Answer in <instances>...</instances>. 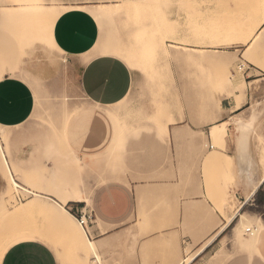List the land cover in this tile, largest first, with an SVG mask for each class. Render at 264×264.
<instances>
[{
    "label": "rangeland",
    "instance_id": "1",
    "mask_svg": "<svg viewBox=\"0 0 264 264\" xmlns=\"http://www.w3.org/2000/svg\"><path fill=\"white\" fill-rule=\"evenodd\" d=\"M74 1L93 2L92 6L84 9L92 14L99 26L94 50L125 57L126 65L132 71L131 89L127 99L104 113L112 120L114 128L107 150L95 158L79 160L63 141L66 121L83 105L76 82L68 79L65 73L53 82H45L26 72L29 62L39 58L40 53L49 61L65 66V57L55 53V45L49 44L55 19L46 20L35 16L36 13L31 16L25 8L31 4L54 6L62 0H0V70L3 74L22 76L26 81H32L31 87L33 84L36 86L35 90L32 87L35 108L29 122L16 131L4 132L0 128V143L8 164L2 162L0 155V223L4 222L3 210L19 208L32 198L29 193L9 184V170L21 187L53 196L59 202L68 201L67 187L71 185H80L83 194L89 195L94 186L117 176L124 179L125 175L132 181L155 182L154 186L146 187L147 190L142 187L136 189V211L130 221L117 229L102 230V233H110L100 242L104 246L101 252L104 264H159L164 259H168L170 264H178L179 258L194 256L196 253L192 252V247L182 245L177 233L165 231L178 226L179 200L191 199L196 193L202 198L199 204L206 207L204 215L218 214L226 221L242 205L241 213L252 221L256 233L260 232L257 220L264 222V193L253 201L246 197L242 203L234 198L235 185L227 174L226 153L221 146H215L212 139L211 143L208 142V131L219 117L221 98L235 95L238 104H242L249 89L261 88L258 72L248 70V75L255 79L244 78L237 67L235 52L250 21L256 14H264L262 0ZM171 21L180 28L185 23L207 21V33L176 44L164 36L169 56L166 60L160 58L159 61L147 62L149 57L145 50H139L138 44L143 38H152L156 30L160 31L163 22ZM226 30L234 33L227 37ZM235 33L238 36H234ZM216 34L220 35L216 38L219 44L215 48L206 47L204 43ZM214 59L222 64H215ZM261 59H264V42L254 39L249 60ZM252 103L253 110L261 106L264 112V96ZM239 122L243 121H236V125ZM261 123L259 121L254 131L258 155L264 167V126L260 127ZM226 129L227 125L224 132ZM18 134L22 135V141L18 142L15 136L10 142V135ZM212 144L214 149L209 147ZM23 146L25 150H21ZM213 150V156L207 157V152ZM195 154L198 155L197 163ZM26 156L29 159L25 163L12 160ZM164 167L168 168L169 174L164 172ZM190 167V173H182L184 168L189 170ZM138 173L142 176H133ZM170 181L176 185H169ZM194 184L199 191L192 190ZM179 185H184L186 190H178ZM59 214L66 222L75 225L86 243L76 220L64 212ZM25 223L34 227L39 225L45 232L55 235L64 245L62 252L68 264H79L70 248V239L56 222L35 214L29 216ZM250 226L246 224L245 228ZM6 227L5 230L0 227V240L5 236ZM232 228L229 227L226 233H230ZM244 231L240 230L242 235L238 233L244 238L238 242L234 230L232 243L236 255L237 252H248L251 264L257 247L249 248L251 236ZM226 240H223V246ZM218 258L219 255L216 256Z\"/></svg>",
    "mask_w": 264,
    "mask_h": 264
},
{
    "label": "crops",
    "instance_id": "2",
    "mask_svg": "<svg viewBox=\"0 0 264 264\" xmlns=\"http://www.w3.org/2000/svg\"><path fill=\"white\" fill-rule=\"evenodd\" d=\"M68 4L73 7H66ZM92 4L93 2L91 1L74 0H62L61 3L56 4L58 7L67 8V10L55 20L51 32V38L55 40L54 45L56 49H54V52L65 57V66H60L56 62L49 61L40 53V57L30 61L26 69V72L31 77L44 80L45 82H53L59 77H62L63 73L66 74L68 79L70 78L76 82L79 94L83 100V105L76 109L66 121L63 128V141L79 160L89 159L91 157L95 158L107 150L114 135V128L112 120L107 118L104 113L117 106L125 99L123 97L117 99L119 96L118 92L112 94L92 92L89 94L83 90L82 81L84 73L87 71L88 64L95 62L97 59L116 58V56L101 54L94 50L99 38V26L92 14L84 9L85 7L92 6ZM74 7L76 8L74 9ZM117 62L119 63L120 61L117 60ZM124 71L127 74V89L130 90L132 86V71L126 64L124 65ZM0 75H3V70H0ZM128 94L129 91L126 90L125 96L127 97ZM263 96L264 88H260L249 89L246 92L245 101L242 104H238L235 95H231L230 98H221L219 117L212 123H227L226 132L219 137L221 150L232 157L234 165L240 170V158L237 150V136L240 128L239 126L236 128V121H243L245 124L250 123L249 125H251L253 130H255V126L259 124L260 121L262 122L260 127H263L264 112L261 106L255 110L252 109V101L259 100ZM34 108V91L31 85L27 83L22 76L8 74L7 79H0V128H2L4 132L16 131L25 126L31 119ZM169 132L170 130L168 129V133ZM255 135V132L251 135L250 150L258 166H256V171L251 170L248 172L247 178L250 179L249 184L243 182L245 185L240 183L238 186L234 187V198L240 203L245 202L246 197L247 200L250 197L249 201L256 200L261 196L262 192L264 193V179L261 177L264 167L258 159L259 155ZM15 136L18 138V142L22 141V135L18 134V136L14 135V137L10 135V142ZM208 142L211 143L210 138H208ZM21 150H25V146H23ZM28 159L29 158L26 156L18 159L13 158L12 160L25 163ZM7 160L9 161L8 157ZM194 160L197 163V154H195ZM165 171L169 174L167 167H164V172ZM190 171L191 167L189 170L184 168L182 173L186 175L190 173ZM133 176L139 177L142 176V174H133ZM163 182L165 183V181ZM153 183L143 180H128L127 176L124 175V179L117 176L109 178L94 186L89 192V196H92L94 201L91 211L94 215L92 223L95 225V231L89 228L88 235L96 239L99 238L95 241L101 242L102 239L100 237L104 234L102 230L117 229L125 225L134 216L136 211V189L142 187L147 190L148 188L146 187L154 186ZM169 185L175 186L176 184L170 181ZM194 185V189L192 190L195 192L199 191V189L196 188L197 184ZM241 185L243 186L240 187ZM67 190L68 196L70 194L73 196L83 194L84 191L80 185H71L67 187ZM178 190H186V187H184V185H179ZM200 191L203 195V186L200 187ZM253 191L254 194L250 196ZM50 197L56 200L53 196ZM201 199L202 198L197 193L191 199L181 198L179 200L178 209V226L169 228L165 232L177 233L182 245H189L192 247V250L194 248L196 249L195 253L197 252L196 254H199L196 264H209L208 261L212 259L213 262L211 261V264L214 262V264H250L248 252H237L236 255V249L232 243L235 225H231L233 228L230 233H226L229 227L220 233V229L225 223V220L218 214L215 216L204 215L203 212L206 211V207L199 204L202 202ZM57 202L63 205L64 208L66 207L67 211L74 219L75 216L84 209L81 207V201L78 202V200L76 201L75 199H70L64 204L59 201ZM207 205L210 209L211 205L208 202ZM240 208H242V205L238 209ZM262 224L264 225V222ZM196 227H199L198 230ZM215 234L217 237H215ZM213 237L215 240L209 245H206L207 247L204 246L206 242ZM225 238L227 240L223 246L222 242ZM197 245H200V247L196 248ZM256 247L257 252L255 251V259L260 263L261 253L264 252V228L259 233ZM203 248H205V251ZM220 254L225 256L223 257L222 255L220 258ZM216 255H219L220 259H216L214 257Z\"/></svg>",
    "mask_w": 264,
    "mask_h": 264
},
{
    "label": "bare ground",
    "instance_id": "3",
    "mask_svg": "<svg viewBox=\"0 0 264 264\" xmlns=\"http://www.w3.org/2000/svg\"><path fill=\"white\" fill-rule=\"evenodd\" d=\"M34 5L35 4H31L27 7L25 6V8L28 10V13L31 16H34V14L36 13L37 15L35 14V16H40L46 20H53V19L56 20L61 14H63L67 10V8L58 7V5L57 6L56 5H54V6L39 5V7H34ZM111 5L116 6V4H111ZM104 7L105 6H103V8ZM75 8L76 7H74V9ZM10 9H15V7H11ZM20 9H22V7ZM196 17H197V15H196ZM260 19H264V15L261 12L259 14H256L255 19L252 22L250 21L249 25H247L245 31L243 32V34L241 36L242 39L252 35L254 28ZM206 22L207 21H200V22L196 21V22H191V23L189 22V24L185 23V26L182 28H180L178 25H176L173 21L168 22V23L163 22L162 28L160 29V31L156 30L155 33L152 34L153 35L152 38L150 37V38H143L142 39L143 41H141L138 44L139 50L140 49L142 51L145 50V55L147 57H149L147 62H153V61L155 62V61H159L161 59L166 60L169 55L167 53L166 47L164 46V36H166L167 39H169L171 41V43H174V44H176L175 42H179V41L187 42L189 40L196 39L197 37H201V35H204L205 33H207L208 27L205 26ZM233 30L238 32V30L235 28ZM228 31H229V33H228ZM231 32H232L231 30L225 31V33H227V37L231 36V34L234 33V32L233 33H231ZM257 33L258 32H255V36L257 35ZM236 35L237 34L235 33L234 36H236ZM219 36H220L219 34L218 35L216 34V35H214L213 38L209 37L210 38L209 41H207L205 43L203 42V43L206 44L207 45L206 47H208V48H215L219 44V41L216 40V38ZM253 44L250 46V50H251ZM190 49H192V48H190ZM190 49H186V50L189 51ZM195 51H196V49H195ZM213 61L215 64H220V63L222 64V62L219 61L218 59H214ZM149 66L151 67V65H149ZM246 123H248V122H246ZM249 124H245V122H239L237 125L240 128L238 131V136H237V138H238L237 150H238V154H239V158H240L239 166L241 167V170L234 165L232 157L226 154L227 174H229L228 177H231L230 180H232V182L234 183L235 186H238L240 183L244 184V185H245V183L249 184L250 179L247 178V174L251 170L256 171L257 170L256 166H258L257 162L253 159L252 152L250 150L251 135L255 131L253 130V128ZM160 125H161V123H160ZM226 125H227V123H218V124H213L209 127L208 138H210V141L213 140V144H215V146L217 145V147L221 146V143L219 141V137L221 134L224 133V127ZM237 126H236V128H237ZM236 130H238V129H236ZM165 131L168 132V129L166 126H165ZM213 144L211 146L214 149L215 146ZM248 148H249V151H248ZM214 151L215 150L208 151L207 157H209V156L212 157ZM0 155H1L2 162L5 165H8L6 158H5V155H4V152H3V145L1 143H0ZM256 156H257V154H256ZM258 159L260 160V157ZM8 172H9V180H8L9 184L15 189H20L23 192L29 193L32 196V198L27 203H25L24 205H22L19 208L13 209L11 211H6V210L2 211L3 221H4L3 223L7 226L6 227L7 230L5 232V236L3 239H5L9 233L13 232L14 230H16L18 228H22V227H26V226H32V225L26 224L25 223L26 220L28 219L29 216L32 217L35 214H39V215H42L43 217L48 218L49 220H51L53 222H56L61 227V229L64 230L65 235L70 239V248L73 250V252L75 253L76 257L79 259V261H80L81 257H83L84 259H88L89 258V252H92V257H95L97 254H99L100 256L102 255L101 252L103 251L104 246H101L100 242L96 241V243L94 244L93 240L88 239V240H86V243H85L83 241V238H82L80 231L75 227V225L71 222L68 223L64 219H62L61 215L59 214L60 211L66 213L68 216H70V218H74L73 216L69 215L67 212L64 211L63 205L59 204L57 201H55L54 199H52L48 195H44L40 192H31L28 189L23 188L21 186L19 188H17L18 183L17 182L13 183V181L15 179L13 178V175L10 173L11 171L8 170ZM15 172L17 175H19L18 169H16ZM261 177H263V179H264V171H263V175ZM243 182H245V183H243ZM242 186L243 185H241L240 187H242ZM253 194H254V191L250 194V196H252ZM248 199H250V197ZM77 200H78V202L80 201L79 199H76V201ZM62 203L64 204L65 201H62ZM243 206H244V204H243ZM241 209L242 208L238 209L233 215L227 217V219H226L225 223L223 224V226L221 227V229L219 228L220 233L222 231L226 230L232 224H234L233 221L236 222V219H237V222H236L235 227H234L235 228L234 230L236 231V236H237L236 239L238 240V242H242L241 241L242 238L240 237L242 235L241 234L242 231L240 233V230L245 229V231H244L245 233L247 230H249L250 232L248 235L251 236L250 237V239H251L250 243L251 244L249 245V248L255 249L256 245H257V240L259 238V233L263 230L264 225L259 220H257V222H259V224H260L259 227L261 228L260 229L261 231L256 233L257 230L252 225L253 224L252 221H250L249 219L244 217V215L241 213ZM3 223L1 222L0 225H2ZM246 224H248V226H250V225L251 226L249 228H247V227L245 228ZM5 225L3 226V228H2V226H0V227L5 230ZM32 227H34V226H32ZM78 227H79V225H78ZM47 233L52 237L54 243L58 244L61 247V250L63 251L64 245L60 244L58 242L57 237L55 235H53L52 233H49V232H47ZM82 233H83V231H82ZM238 233H240L241 235ZM215 237H217L216 234H215ZM245 239H246V237H245ZM213 240H215L214 237L212 239L210 238L209 241H207L204 246L209 245L211 242H213ZM242 240H244V238ZM94 248L96 249V251H92ZM205 248H203L204 251H205ZM106 249H108L107 246H106ZM106 249H105V251H106ZM222 250H219V251H222ZM223 254H226V253H223ZM172 256H173V254H172ZM216 256H214V257L216 258ZM224 256L225 255H223V257ZM189 258H190V256H188L186 258H181V260L179 258L178 264H188ZM167 260H165V259L161 260V262L159 264H170L169 261H167ZM169 260L172 261L171 258ZM214 261H215V259H214ZM172 263H174V262H172ZM209 264H211V262Z\"/></svg>",
    "mask_w": 264,
    "mask_h": 264
},
{
    "label": "snow or ice",
    "instance_id": "4",
    "mask_svg": "<svg viewBox=\"0 0 264 264\" xmlns=\"http://www.w3.org/2000/svg\"><path fill=\"white\" fill-rule=\"evenodd\" d=\"M34 7H39V5H34ZM66 7L73 6L66 5ZM116 7H120V5H116ZM261 7H264V0L261 2ZM262 30H264V19L258 21L252 35L238 41L235 59L237 61V67L240 68L244 78L255 79V77L248 75V70H251L253 73L258 72L259 85L261 88H264V59L259 61L249 60L250 46L254 43V39H259L261 42H264V31ZM255 32H260V36L255 37ZM54 42L55 40L53 38V40L49 41V44L52 45ZM240 45L243 46L241 47ZM241 53H243L242 59ZM108 55L111 56V54ZM117 60L120 62L118 63ZM126 63L128 61L125 57L120 56L116 58L97 59L95 62L88 64L82 81L83 90L89 94L92 92H100L102 94L118 92L119 96L117 99L121 97L127 99L125 91L130 92V90L127 89V74L124 71V65ZM7 78V73L0 75V79ZM26 82L32 84L31 80H27ZM32 87L35 90L36 86L34 84ZM13 183H16V181L14 180ZM19 187L20 185L17 184V188ZM70 199H79L81 201V207L84 208L83 218L76 217L75 220L83 231L84 239H93L88 236L89 228L95 231V225L89 220V211L92 210L94 204L93 197L86 193L75 196L70 194L66 197V200ZM64 211L67 212L66 207ZM85 225H88V228ZM107 235H110V233H104L100 238L106 239ZM93 243H96L94 239ZM199 247L200 245L196 246V248ZM92 251H96V249L94 248ZM192 251L195 252L196 249L194 248ZM198 258L199 254L194 256L190 254L188 264H196ZM0 264H68V262L65 259L61 247L55 244L52 237L37 225L36 227L26 226L18 228L9 233L5 239L0 240ZM79 264H104V258L99 254L92 257V252H89V258L84 259L81 257ZM251 264H257L255 258H253ZM260 264H264V252L261 253Z\"/></svg>",
    "mask_w": 264,
    "mask_h": 264
},
{
    "label": "built area",
    "instance_id": "5",
    "mask_svg": "<svg viewBox=\"0 0 264 264\" xmlns=\"http://www.w3.org/2000/svg\"><path fill=\"white\" fill-rule=\"evenodd\" d=\"M210 149H213L212 146H210ZM20 200V199H19ZM83 213H84V209H82L76 216V217H80L81 219L83 218ZM89 220L90 222L92 223L93 220H94V215H93V212L92 211H89ZM78 224V223H77ZM79 225V224H78ZM86 228H88V225H85ZM250 231L247 230L246 233H249Z\"/></svg>",
    "mask_w": 264,
    "mask_h": 264
}]
</instances>
